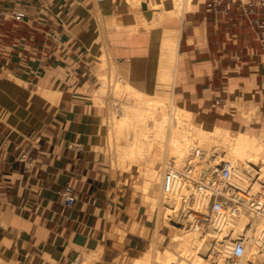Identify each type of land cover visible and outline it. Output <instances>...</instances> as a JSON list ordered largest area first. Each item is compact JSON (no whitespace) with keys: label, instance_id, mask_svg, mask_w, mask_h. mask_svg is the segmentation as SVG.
<instances>
[{"label":"crops","instance_id":"crops-1","mask_svg":"<svg viewBox=\"0 0 264 264\" xmlns=\"http://www.w3.org/2000/svg\"><path fill=\"white\" fill-rule=\"evenodd\" d=\"M210 1L0 0L15 8L8 13L26 12L21 22L0 20V65L58 94L43 127L17 140L0 127V264H117L125 254L135 264L149 250L156 225L103 151L107 107L93 93L112 71L148 94L171 76V102L195 116L254 106L264 126V48L251 24L264 20V7L234 0L224 12L226 0L214 9ZM235 115H215L213 127L231 129Z\"/></svg>","mask_w":264,"mask_h":264},{"label":"bare ground","instance_id":"bare-ground-1","mask_svg":"<svg viewBox=\"0 0 264 264\" xmlns=\"http://www.w3.org/2000/svg\"><path fill=\"white\" fill-rule=\"evenodd\" d=\"M184 1L185 0H175L177 4L175 6L183 8L182 5ZM192 1L193 0H187L188 5ZM177 31L178 30H175L173 32ZM174 34L175 33H173V35ZM172 48H174V45L172 46V44H170L168 46V52L170 53V55L168 57V62L166 63L168 67H170V69L172 68L171 66L173 65V62L175 61H173V57L171 55ZM100 55H104V53L101 52ZM167 68L165 70H167ZM170 69H168L167 72ZM115 81L116 82L114 83V87L116 89L124 88L127 90V87L130 86L132 90L128 92L129 96L124 104H122L125 107V109L123 107L125 112L121 114L122 118L124 119L117 120L111 125V136L113 137V139L116 138V133H126V136L128 133L130 134V137L132 136L131 144L129 142V144L133 146V148L131 149L132 152L130 149V152H121L123 155L122 159L126 160L128 163L139 160L140 163L141 161H143L144 164V162L146 161L148 163L146 165L149 166L150 161L148 162V160H145V151L147 152V148L150 147L149 149H151L153 148L152 146L156 144L160 147H166V149H169L173 152L171 156L167 155L170 156V159L168 160L171 161V163H164L166 165L169 164L166 171L172 169L182 171L183 167L180 168L181 165L179 168H175L174 164L178 166L179 164L183 163L185 160H187L185 159V156L191 150L193 152H197V147L203 144L205 141H208L207 138H210L207 135L206 129H203L201 126H197L198 128H194L195 126L192 127L194 129H197L196 131H193L194 129H191V124L187 125L185 124V122H183L185 118L191 117L193 113L191 111L182 109L171 102V76L160 77L159 89L154 94L143 93L126 81H123L122 83V80L119 81V77H116ZM43 91L46 92V90L44 89ZM116 94L119 97V92H116ZM55 95V93L50 92L49 98L51 97V100L58 99V94L56 95V99ZM118 97L114 96L115 99ZM167 107H169V110L167 109ZM213 131L215 133L214 136L217 135L218 137V139L215 138L216 142H214L216 143L218 148L220 147L219 149H223V152H219L218 149L210 152L206 158L209 164L211 163L212 165H214V167H216L218 166L217 162L219 158H222L223 160L228 161L232 164L235 174L241 175V178L243 180L253 181V179L259 174H262L264 176V161L259 160V157L264 151V138L262 140V144L256 145L255 137L244 133L242 130L225 129L222 127L214 126ZM149 136H151V140L154 141H147L146 137L149 138ZM119 137L122 138L121 135ZM123 137L125 138V136ZM124 146L126 145L124 144L123 148ZM124 150H126V148H124ZM167 152L170 153V151ZM126 156L128 157V159L125 158ZM188 156V162L190 158L198 159L199 157L197 154L192 155V157ZM154 160L153 162H155ZM166 161L164 160V162ZM207 162L205 163L207 164ZM146 165L141 167V169L143 170L141 173L146 176V182H148L147 180L154 178L156 174L155 169L146 167ZM153 167L155 168V166ZM214 167L212 169H215ZM212 169L204 170L212 171ZM181 196L185 197L186 200H181L178 196L175 199L168 198L171 202L167 200L168 202H166V204L165 202L164 204L161 203L162 206L160 208V216H162L165 222L168 221V223L170 222L171 224L173 222L172 219H177V224L181 223V225L178 226V229L182 231L181 233H176L175 235H173V241L177 243L178 251H180V253L182 252L181 257L176 258L175 256L168 255V259L166 260L167 264H193L192 262H189L191 260L187 261L189 258L186 257V260V258L184 257V255L189 251H195V257L192 258L195 264H210L211 260H213L214 258L215 260L212 264H229L227 263L225 257L231 255L232 241L239 238L245 239V252L241 257L237 258L238 260L235 264H264V238L261 235V229L262 227H264V219L262 217L256 216L249 209H244L241 211L240 215L237 218L230 217L225 221L218 220L219 222L211 226L207 232H203L200 234L199 232L195 231L192 225L191 210L203 208L205 200L200 195L195 193L192 184L188 181L183 182ZM185 212H187V214L182 218ZM157 255V251L156 254L151 250H148L144 253L142 252L139 258H135V264L150 263L153 259H156Z\"/></svg>","mask_w":264,"mask_h":264},{"label":"rangeland","instance_id":"rangeland-1","mask_svg":"<svg viewBox=\"0 0 264 264\" xmlns=\"http://www.w3.org/2000/svg\"><path fill=\"white\" fill-rule=\"evenodd\" d=\"M12 9H15V8L7 7V6L4 8L5 11H10ZM94 57H95L96 62H102L105 58V55H95ZM100 66L101 68L108 67L107 64L102 65V63L100 64ZM3 68L4 67L0 65V127L6 129L7 134H11V138H13L14 140H17L20 137H22L27 131H31L34 128L43 127L47 123L51 115L53 114L56 104L51 101V97L49 98L50 92H47V91L44 92L43 88L41 86H38L36 83L28 79H25L24 77H22L21 75L15 72L7 70V68H4V69ZM100 79H101V89L98 92L93 93V100L96 104H104L107 107V113L105 115V120L103 121V124H104L103 127H104V131L106 135V141L103 145V151L107 154V157L111 163L112 168L117 170L118 176H119V183H121L124 187H126L130 191L131 195L135 199H137V202L139 204H142L145 206V211L148 215L149 221L153 222L156 225L155 232H152L153 234L148 237L149 241L145 249L149 248V250L153 251L155 254L157 251L158 255L156 256L155 260L153 259L150 263H147V264H153V263L154 264H157V263L167 264L166 260L168 259V255L169 256L172 255V256H175L176 258H180L182 254V252L180 253V251H178L177 243L173 241V235H175L176 233L182 232L180 229H178L179 225L176 222L177 219L175 220L172 219L173 221L172 224L170 222L169 224L168 221L165 222L162 216H160L161 215L160 208L162 204H164V202L166 204V202L169 201V199L166 198L167 196L164 193V189L162 185L163 184V174L166 172V169L169 166V164L166 165L164 163H171V161H169L168 159H170V156L172 155L173 152L169 149H166V147L165 148L160 147L159 145L155 144L156 146L155 145L152 146L153 147L151 148L152 150L149 149L150 147L147 148L148 153L145 151V156H146L145 160H148V162L150 161L149 166L146 165L148 164L146 161L143 164V161H141L140 163L139 160L134 161L132 163H128L126 160H123L122 159L123 155L121 152L123 153L130 152V150L133 148V146L130 145L132 142V139H131L132 136L130 137V134L128 133H127V136H126V133H124L125 135L116 133L115 134L116 138L113 139V137L111 136L112 134L111 125L113 124V122L117 120L124 119L122 118L121 114L125 112L124 110L125 107L122 104H124V102L127 100L129 96L128 92L132 90L130 86L127 87L128 91L124 88L116 89L114 87V83L116 82L115 81L116 77L113 71L111 75L103 76ZM120 80H122L121 82L123 83V79L119 78V81ZM116 92H119V97L116 94ZM114 96L118 98L115 99ZM174 104L176 106L181 107L175 102ZM3 109H4V112H2ZM167 109L169 110V107H167ZM234 114H236L235 118L241 119V122L238 125L234 124L233 127H231V125H228V127L231 129H240L244 133L254 136L256 139L255 140L256 145L262 144V140L264 138V126H262L263 123L257 117V108L253 106L248 110L247 108L243 107L242 103L233 102L229 113H227L224 109L221 112L212 111L210 114H203L199 116H195L192 114L191 117L189 118L184 117L185 119L183 120V122H185V124L187 125L191 124L190 126L192 130L194 128H198L197 126H201L203 129H206L207 135L209 136L210 139L207 138L208 141H205L203 144L198 146L197 152H193L191 150L189 152L190 154L188 153L185 156V159H187L185 160L186 162L184 161L178 166L174 164L175 168H179L180 165H181L180 168L184 167L188 163L187 156L189 155L188 157H192V155L197 154L199 156L198 159L190 158L189 160H194L192 161V163L195 164V166L198 168V171L200 172L203 169L211 170L214 167V165L210 163L212 165L211 166L207 162L206 160L207 155L210 152L214 151L215 149L216 150L218 149L219 152H223V149H219L220 147L218 148L215 143L218 137L217 135L214 136L215 133L213 131V125L215 123L213 121V117L217 115V116H221L225 118V117H231ZM201 118H203V121H204L203 124L199 120ZM215 126L227 128L225 126H221L218 124H216ZM196 130L197 129H194L193 131H196ZM120 135L122 136V138L119 137ZM123 136H125V138ZM210 136L211 137L214 136L212 137L213 140L211 139ZM146 139L147 141L148 140L154 141V140H151L152 139L151 136H149V138L146 137ZM124 144L126 145L124 146L126 150H124L123 148ZM167 151H170V153ZM167 155H170V156H167ZM152 156L157 157V158H153ZM125 158L128 159L127 156ZM153 160L155 162H153ZM164 160L166 162H164ZM259 160L264 161V151L262 155L259 157ZM224 161L225 160H223L222 158H219L217 163L218 165H220ZM205 162H207V164ZM145 165L146 167L155 169V174H156L154 178L147 180L148 182H146V176L141 173L143 171L141 167ZM153 166H155V168ZM159 230H161L160 233H159ZM121 233L123 235L125 234V232L123 231ZM189 252H187L184 255V257L189 258L188 260L186 258V260L187 261L191 260L189 262H192L193 264H195V262H193L194 260L192 259L193 257H195L194 256L195 251H189ZM231 257H232L231 255H229L228 257H225L227 263L235 264L238 259L234 257L231 258ZM126 258H127V255L125 254L123 255L122 258L117 259L116 263L125 264ZM94 259L95 260L99 259L98 254L94 256ZM214 260L215 258L211 260L210 264H212ZM82 261L83 260H80L79 262L74 263V264H81ZM90 264H92V260Z\"/></svg>","mask_w":264,"mask_h":264},{"label":"built area","instance_id":"built-area-1","mask_svg":"<svg viewBox=\"0 0 264 264\" xmlns=\"http://www.w3.org/2000/svg\"><path fill=\"white\" fill-rule=\"evenodd\" d=\"M104 1V0H98ZM227 4L223 9L227 12L234 0H226ZM218 0H211L208 3L209 9H214ZM259 7H264V0H259ZM26 17L24 10H15L8 13L0 8V20L11 18L16 22H21ZM257 39L264 48V20L256 19L251 21ZM221 100L215 101V105H221ZM189 160L182 171L169 170L163 174V189L169 199L181 196L183 182L188 181L198 195L204 200L205 204L201 209L191 210V220L195 231L200 234L207 232L211 226L217 224L218 220L225 221L228 218H237L242 210L249 209L256 216L264 219V176L257 175L253 181L243 180L241 175L235 174L232 164L224 161L212 171L202 170ZM64 203L67 208L74 206L76 194L72 185L65 186L63 191ZM187 214L185 212L182 218ZM179 226L181 223L178 224ZM264 238V227L261 229ZM245 252V239L239 238L232 241L231 256L241 257ZM231 257V258H232ZM77 258L74 263L79 262Z\"/></svg>","mask_w":264,"mask_h":264}]
</instances>
